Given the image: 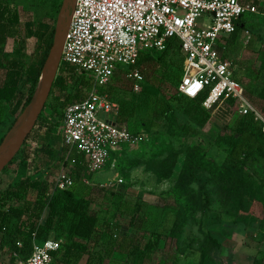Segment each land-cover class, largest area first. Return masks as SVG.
I'll use <instances>...</instances> for the list:
<instances>
[{
  "label": "rangeland",
  "instance_id": "1",
  "mask_svg": "<svg viewBox=\"0 0 264 264\" xmlns=\"http://www.w3.org/2000/svg\"><path fill=\"white\" fill-rule=\"evenodd\" d=\"M8 1L19 9L23 24L30 20L55 26L61 8L58 4L63 0ZM258 4L260 14L246 13L243 17L246 28L239 30L231 43L233 49L224 40L221 53L239 64L248 96L264 113V105L256 94L264 76L259 69L264 57V0H258ZM203 20L210 22L207 15L199 23ZM19 43L9 39L6 49H16ZM36 50L37 41H27L26 56H34ZM149 70L144 71L139 91H134L123 79L119 83L121 92L128 97L139 92H169L170 95L177 92V87L168 81L162 82L160 88L152 86L153 76L156 72L159 74L160 69L156 72L150 70L151 73ZM1 75L2 72L0 79ZM236 78L240 80L238 76ZM57 94V89L51 92L41 120L22 148L27 146L31 151L30 142L35 139L42 143L56 142L61 124L54 125L56 117L52 113V104ZM142 100V97L138 99L137 124L146 115ZM10 111L11 105L0 103V144L4 140L1 141L2 137L9 132L3 122L8 123ZM100 118L111 116L100 113ZM228 122L225 114L217 112L211 114L207 126L201 131L183 129L171 117L167 123L154 128L140 123L139 142L120 151L106 169L92 172L84 165L73 186L76 194L82 196L93 188L96 197L91 208L101 218V223L112 224L121 238L132 237L142 245L137 256L128 258L114 250L118 243L101 228L88 242L91 252L103 255L105 264H200L202 253L207 255L206 264H226L223 257L232 255L231 249L242 252L243 264L263 259L264 185L247 168L230 167L225 162L226 154L209 145L208 136L224 132ZM61 146L60 142L55 146L58 151L55 159L40 152L30 174L39 172L41 178L53 177L60 167L61 153L66 152ZM66 166L75 172L72 163ZM7 168L0 174V190L17 180L18 160ZM27 198L34 200L35 194L30 193ZM25 202L26 199L21 204L14 201L10 204L24 205ZM180 211L185 215L184 225L178 237H171ZM67 225L60 223L57 226V233L63 236L62 245L66 241ZM160 233L162 239L158 245L153 244ZM211 237L222 242L215 255H209ZM13 258L15 261L21 259L15 255L10 237L0 232V264L12 263Z\"/></svg>",
  "mask_w": 264,
  "mask_h": 264
},
{
  "label": "trees",
  "instance_id": "2",
  "mask_svg": "<svg viewBox=\"0 0 264 264\" xmlns=\"http://www.w3.org/2000/svg\"><path fill=\"white\" fill-rule=\"evenodd\" d=\"M61 4L60 2L58 6L60 7ZM244 25L245 21L240 20L236 33L225 39L231 50L233 49L231 43ZM54 31L55 26H49L43 21L36 23L28 20L23 24L19 9L12 6L8 0H0V72H2L0 103L11 105L8 123L3 122L8 130L14 126L32 102L45 60L52 46ZM29 38L37 41V50L34 56L27 57L25 50ZM9 39L20 42L19 46L11 51L7 50L6 45ZM223 43L222 47L225 46ZM180 52L181 45L178 38L170 39L164 51H142L140 57L142 72H146L149 68L154 72L160 69L159 74L156 72L153 76L152 86L160 88L162 82L168 81L178 89L183 78L184 63V55ZM261 69L264 70V58ZM93 82L91 75L78 72L74 67L64 65L60 67L51 91L54 92L57 89L58 92L52 104V113L58 118V121L54 123L55 127L60 125L64 110L69 104L81 102L87 97ZM119 83L120 81L115 79L108 86L107 93L112 100L120 104L118 120L126 123L134 133H138L140 123L144 127L154 128L167 123L170 117L183 129L201 131L205 129L211 118V112L202 106L206 95L189 99L179 95L177 91L172 95L169 92H139L138 95L128 97L121 92ZM256 94L259 101H264V79ZM141 97L146 106V115L140 118L137 124L136 111L138 99ZM41 117L42 115L38 122ZM57 134L59 135L55 138V143L40 142L39 151L52 159L57 157L58 151L55 146L61 141V134ZM3 139L4 137L1 141ZM208 140L210 147H216L226 154L225 162L230 167L247 168L251 175L264 185V128L252 116L235 114L226 125L224 132L208 136ZM30 157V147L25 146L11 163L18 160L17 180L10 183L6 189L0 190V232L5 237H10L11 246L21 255L20 257L27 259L30 256L34 234L41 242H45L52 232L62 239L63 236L57 233V226L60 223L68 224L66 241L58 251L53 252L54 264H82L85 258V264H105L104 256L91 252L88 244L101 228L118 243L114 246L115 251L128 258L137 256L141 252L142 245L137 243L135 238L128 236L121 238L112 224L101 223V218L91 208L96 197L93 188L82 196H78L73 188L56 191L48 196V184L41 180L40 174L28 175L32 165ZM68 163H72L76 168L75 172L72 171L76 181L78 173L84 169L86 162L82 156L73 152ZM30 193L35 194L34 200H27ZM24 199H26L24 205L10 204L13 201L20 203ZM184 219V213L178 212L170 233L171 237H178L180 228L184 225ZM23 234L25 235L21 236ZM162 236L163 234L160 233L153 244L158 245ZM18 241L23 242L22 247L17 245ZM210 244L209 255L217 254L222 247L221 242L216 238L211 237ZM147 247L150 248V243ZM206 258V253H202L200 264H206ZM15 262L13 258L12 263Z\"/></svg>",
  "mask_w": 264,
  "mask_h": 264
},
{
  "label": "built area",
  "instance_id": "3",
  "mask_svg": "<svg viewBox=\"0 0 264 264\" xmlns=\"http://www.w3.org/2000/svg\"><path fill=\"white\" fill-rule=\"evenodd\" d=\"M246 13L260 14L258 0H76L61 66L87 73L94 82L83 101L64 110L60 145L66 152L61 153L55 175L41 179L48 184V196L75 185L66 166L73 152L84 158L90 171L101 172L120 151L139 142L141 134L118 120L120 104L107 88L115 79H124L139 91L144 80L142 51H164L172 38L180 40L184 55L179 95L189 99L206 95L202 106L211 114H225L228 121L235 114L250 115L264 128L263 111L250 100L220 48ZM206 15L210 22L200 24ZM100 113L111 118L102 119ZM30 143L28 175L40 155V141ZM17 245L22 247L23 242ZM61 245L54 238L41 242L34 234L30 256L9 264H54L53 252Z\"/></svg>",
  "mask_w": 264,
  "mask_h": 264
},
{
  "label": "water",
  "instance_id": "4",
  "mask_svg": "<svg viewBox=\"0 0 264 264\" xmlns=\"http://www.w3.org/2000/svg\"><path fill=\"white\" fill-rule=\"evenodd\" d=\"M76 0H63L55 25L52 46L45 60L37 90L32 102L18 118L0 144V174L20 153L29 135L35 128L50 97L58 76L62 51L72 21Z\"/></svg>",
  "mask_w": 264,
  "mask_h": 264
},
{
  "label": "crops",
  "instance_id": "5",
  "mask_svg": "<svg viewBox=\"0 0 264 264\" xmlns=\"http://www.w3.org/2000/svg\"><path fill=\"white\" fill-rule=\"evenodd\" d=\"M245 21V20H244ZM244 28H246V21H245V25L243 26V29ZM238 34V33H237ZM230 37V36H229ZM229 37H227V38H229ZM227 38H225V39H227ZM32 39H34V38H29L28 39V41H31ZM224 39V40H225ZM224 40L222 41V43L224 42ZM221 43V44H222ZM221 44H220V48L222 47L221 46ZM238 44V43H237ZM239 45V44H238ZM224 57V56H223ZM224 58H226V57H224ZM264 58V57H263ZM226 59H228V60H230L231 62H232V64H233V69H234V74H235V76H238L239 78H240V82L242 83V85L244 86V88H245V92H246V94L248 95V92H247V90H246V86H245V83H243V80H241V79H243V76H244V73L242 72V70L240 69V66H239V64L237 63V62H235V61H233V60H231V59H229V58H226ZM262 61H263V59H262ZM262 61H261V63H260V65H259V69L260 70H262V72H263V74H264V70L263 69H261V64H262ZM240 69V70H239ZM263 79H264V76H263V78H262V80L260 81V83L258 84V88L261 86V84H262V82H263ZM258 88H257V90H258ZM249 97V96H248ZM250 98V97H249ZM250 100H251V98H250ZM252 101V100H251ZM253 102V101H252ZM254 103V102H253ZM261 103H263V105H264V101H261ZM255 104V103H254ZM259 108V107H258ZM260 109V108H259ZM261 110V109H260ZM261 111H263V110H261ZM37 173H39V172H37ZM40 174V176H42L41 175V173H39ZM42 179V178H41ZM49 238H54L55 240H61L62 241V243H63V239H60V238H58L56 235H55V232H52L51 233V235H50V237ZM221 242V241H220ZM222 243V242H221ZM62 246V245H61ZM231 251H232V255H227L226 254V256H224L223 257V261H224V263H226V264H243V255H242V252L241 251H238V250H233V249H231ZM15 255L16 256H21L19 253H17V252H15ZM222 255V254H221ZM261 259V260H260ZM85 260V262H86V258L84 259ZM83 260V261H84ZM82 264H85V263H83V262H81ZM253 264H264V258L262 259V258H259V260H255L254 262H253Z\"/></svg>",
  "mask_w": 264,
  "mask_h": 264
}]
</instances>
